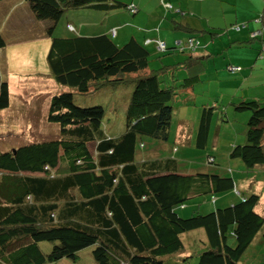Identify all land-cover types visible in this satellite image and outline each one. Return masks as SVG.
Masks as SVG:
<instances>
[{"label":"trees","instance_id":"trees-1","mask_svg":"<svg viewBox=\"0 0 264 264\" xmlns=\"http://www.w3.org/2000/svg\"><path fill=\"white\" fill-rule=\"evenodd\" d=\"M25 1L33 16L47 22L51 37L47 65L63 91L51 97L48 120L59 124L60 137L0 152V264L76 259L77 251L89 244L94 246L97 264H188L193 251L180 254L185 250L181 234L186 231L198 233L199 264H246L245 253L252 249L264 256L263 243L253 242L264 223V215L255 209L258 193L239 190L238 194L234 188L239 182L218 168L214 172L180 169L175 158L162 155V144L140 151L145 138L167 141L171 101L183 93L189 96L200 80L203 58L193 54L196 47L164 42L161 50L155 39L160 52L185 55L181 61L151 69L150 51L132 37L117 45L106 33L83 36L70 24L69 34L52 37L56 22L69 9L107 12L127 9L128 3ZM258 19L262 28L253 31L251 39H261L264 32V6ZM2 27L0 49L4 51L8 30L6 25ZM257 50L260 61L264 40ZM229 65L239 67L229 69L232 73L241 70L231 63L227 69ZM124 85H132V89L125 104V128L119 135L105 130L103 105L74 102L77 92L115 91ZM9 103V84L0 74V110ZM234 108L248 110L250 116L243 141L231 144L228 156L240 159L252 172L264 165V96L240 99ZM213 114L214 106L202 110L198 147L207 144ZM206 162L216 164L215 156H208ZM225 192L237 198L206 211L199 205L189 215L177 210L189 198ZM43 240L54 241L48 252L40 247Z\"/></svg>","mask_w":264,"mask_h":264},{"label":"rangeland","instance_id":"rangeland-1","mask_svg":"<svg viewBox=\"0 0 264 264\" xmlns=\"http://www.w3.org/2000/svg\"><path fill=\"white\" fill-rule=\"evenodd\" d=\"M121 1L128 3L127 0ZM21 7L24 9V6ZM86 10L83 8L69 9L63 13L53 28L52 37L67 35L69 32L68 23L73 24L77 30L83 24L85 27L89 25L88 19L85 20V15H88ZM30 11L33 13L32 10ZM7 21L8 18L0 17V26L1 24L6 25L8 30L6 47L0 54V74L9 84L10 96L9 106L0 110V152L29 143L59 138L60 126L58 123L48 120V112L51 97L63 91V87L52 78L47 65L46 54L51 42V37L46 32L47 22L37 19L35 16L31 19L27 18L21 12H15L8 24ZM82 21L84 22L81 23ZM236 27L237 24L231 28L235 29ZM225 30L223 34L226 33ZM215 46L218 50L219 45ZM212 51L215 52V49L212 48ZM218 52L220 54L221 50ZM176 54L180 57L184 56L180 52ZM163 57L168 58L167 55L156 53L151 55L149 68L160 67L165 62L160 61ZM210 61L211 66L209 63L206 65L203 63L199 71L200 80L194 84L193 91L190 90L189 96L183 93L171 101L173 115L167 141L160 142L145 138V147H140V151H150L153 146L162 144L163 147L160 148L162 155L175 158L180 163V169H186V172L195 170L214 172L218 168V172L228 174L237 183L240 179L246 178L247 173L252 176V179L259 173L256 180L263 182L260 186V182L253 185L257 187L258 192L262 193L264 192V165L259 166L263 167L262 169L258 167L251 172L240 159H232L228 156L231 144L235 142V136L243 135L250 116V111H237L234 108V103L240 100L245 90L247 91L246 86H240L244 79H237L236 73L227 69L225 62L220 66V69L214 67L213 61L217 62L216 64L218 62L221 64L224 61L222 55H213ZM245 82L248 83V81ZM131 86L124 85L115 91L111 88H103L90 90L87 93L77 92L74 102L79 106L103 105L105 108L103 118L105 130L112 135H119L125 128L124 110L126 100L130 97ZM112 93H116V98ZM248 96H244V98L250 99L254 96L262 98L264 93L250 95L252 96L250 98ZM211 106H214V114L210 136L204 147H198L196 134L200 116L204 107ZM215 125L217 133L214 132ZM185 137L187 142H185ZM210 155L215 156L216 164L206 162ZM220 195L221 198H227L231 192L219 193L214 196L218 198L217 196ZM214 196L209 194L189 198L185 201V205L178 206L177 210L179 209L178 211L182 215H189L192 209L199 205V209L203 211L210 210L214 206ZM228 203H231L228 199L226 202H221L223 205ZM257 210L261 213L264 211V196L258 202ZM197 234V231H186L181 234L185 242V250L180 254L193 251V255L187 260L188 264H199L198 253L201 248L200 243L196 240ZM39 244L44 252H48L54 241L43 240ZM93 247V244H89L80 248L77 251L76 259L61 257L45 264H97L92 254ZM180 254L175 256L178 257ZM245 258L246 264H264V260H262L264 256L256 253L253 249L245 253Z\"/></svg>","mask_w":264,"mask_h":264},{"label":"crops","instance_id":"crops-1","mask_svg":"<svg viewBox=\"0 0 264 264\" xmlns=\"http://www.w3.org/2000/svg\"><path fill=\"white\" fill-rule=\"evenodd\" d=\"M127 2L136 4L137 12L130 13L124 8H116L107 12L87 9L85 12H88V15H85V20L88 19L89 25L85 27L83 24L77 30L73 24H68L72 25L79 34L85 36L106 33L117 45H122L131 37L135 38L150 51L149 58L154 53L164 54L156 48L153 41L155 39L164 41L167 46H173L179 42H185L188 37H195L199 44L193 54L202 57L205 65L207 63L212 65L210 59L213 55H222L224 61L221 64L213 61L214 67L220 69L224 62L225 65L231 63L241 66L239 73L236 72V78L244 79L240 86H246L247 91L245 90L240 99H248L244 98L247 95L250 98L252 97L250 95L264 93V58L257 61L259 51L257 48L264 40V32L260 36L261 39L250 38L253 31L262 28L258 17L264 6V0H127ZM21 6H24V9ZM15 12H21L23 16L33 18L25 0L0 1V17L8 18L7 24ZM235 24L238 28H231ZM4 28L3 26L2 29ZM224 29H226L225 34H223ZM210 31H216L217 34L213 36ZM216 44L219 45L218 50H216ZM2 52L0 49V54ZM176 53L178 52L171 55L165 53L164 55L168 58L163 57L160 61H165L163 64H171L173 61L183 60L184 56L180 57ZM180 67L179 65L178 68ZM254 98L258 97L254 96ZM235 141L242 142L243 135L237 134ZM257 177L259 173L253 179L247 173L246 178L239 181L234 191L238 194L239 190L246 193L254 191L260 195V202L264 192H258L253 184L260 182V186L263 181H257ZM217 197H213L216 198L214 204H221L227 199L232 202L237 198L232 193L227 198H221V195ZM261 214L264 215V211ZM256 241L264 245V223L253 239V242Z\"/></svg>","mask_w":264,"mask_h":264},{"label":"built area","instance_id":"built-area-1","mask_svg":"<svg viewBox=\"0 0 264 264\" xmlns=\"http://www.w3.org/2000/svg\"><path fill=\"white\" fill-rule=\"evenodd\" d=\"M127 9L131 12V13H135L137 12L138 8L136 6V4H134L133 2L131 3H128L127 4ZM70 28H72V26L70 25L69 26ZM238 28V27H237ZM251 35H254V33H252ZM158 43V48L163 50L165 48V43L164 41H161V40H158L157 41ZM185 45L189 48H195L198 44H199V41L196 40L194 37H188L186 38V41L184 42ZM228 69L232 70V71H236L239 69V67L237 66H234V65H229L228 66Z\"/></svg>","mask_w":264,"mask_h":264},{"label":"clouds","instance_id":"clouds-1","mask_svg":"<svg viewBox=\"0 0 264 264\" xmlns=\"http://www.w3.org/2000/svg\"><path fill=\"white\" fill-rule=\"evenodd\" d=\"M236 189V186H235V188H234V190Z\"/></svg>","mask_w":264,"mask_h":264},{"label":"water","instance_id":"water-1","mask_svg":"<svg viewBox=\"0 0 264 264\" xmlns=\"http://www.w3.org/2000/svg\"><path fill=\"white\" fill-rule=\"evenodd\" d=\"M14 150V149H13Z\"/></svg>","mask_w":264,"mask_h":264}]
</instances>
